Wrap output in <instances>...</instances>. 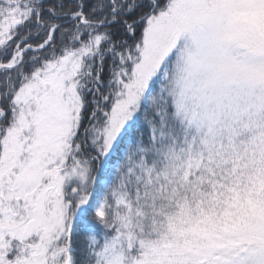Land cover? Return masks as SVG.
I'll return each instance as SVG.
<instances>
[{
  "label": "snow or ice",
  "instance_id": "obj_1",
  "mask_svg": "<svg viewBox=\"0 0 264 264\" xmlns=\"http://www.w3.org/2000/svg\"><path fill=\"white\" fill-rule=\"evenodd\" d=\"M0 264H264V0H0Z\"/></svg>",
  "mask_w": 264,
  "mask_h": 264
}]
</instances>
